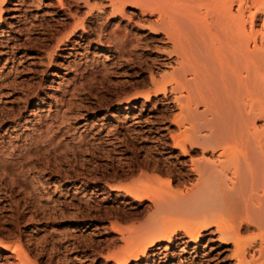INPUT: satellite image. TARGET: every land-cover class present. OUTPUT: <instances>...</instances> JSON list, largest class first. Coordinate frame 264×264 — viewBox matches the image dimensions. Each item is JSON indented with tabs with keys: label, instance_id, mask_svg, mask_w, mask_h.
I'll return each instance as SVG.
<instances>
[{
	"label": "rangeland",
	"instance_id": "374dc122",
	"mask_svg": "<svg viewBox=\"0 0 264 264\" xmlns=\"http://www.w3.org/2000/svg\"><path fill=\"white\" fill-rule=\"evenodd\" d=\"M62 1L0 0V264H237L215 227L197 242L125 250L123 235L153 211L131 191L167 181L185 190L197 179L190 156L220 152L175 149L174 136L208 131L204 121L180 127L171 85L153 92L176 62L164 33L129 3L120 14L111 0ZM248 5L264 32V0ZM243 233L247 262L264 264L260 231Z\"/></svg>",
	"mask_w": 264,
	"mask_h": 264
},
{
	"label": "bare ground",
	"instance_id": "6f19581e",
	"mask_svg": "<svg viewBox=\"0 0 264 264\" xmlns=\"http://www.w3.org/2000/svg\"><path fill=\"white\" fill-rule=\"evenodd\" d=\"M128 3L143 15L144 26L165 34L172 45L169 53L176 56L173 68L162 76L168 82L153 92L164 93L171 85L183 104L180 127L204 121L201 127L208 131L174 136L175 149L184 156L198 149L220 154L216 160L190 156L188 165L197 179L185 190H170L167 181L131 191L136 199L150 200L153 211L146 223L123 235L125 250L161 248L163 240L186 244L187 237L197 242L215 227L222 244H235L237 264H251L243 231L258 229L264 243V128L256 126L257 120H264V44L258 43L259 35L264 41V32L253 27L258 11L249 9L248 0H111L112 12L123 14ZM2 10L0 6V14ZM82 24L77 22L75 28ZM120 46L123 56L128 46ZM189 97L192 101L185 102ZM13 248L15 253L20 246ZM20 264L30 263L20 259Z\"/></svg>",
	"mask_w": 264,
	"mask_h": 264
}]
</instances>
